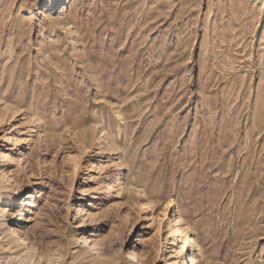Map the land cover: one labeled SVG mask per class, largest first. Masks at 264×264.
Here are the masks:
<instances>
[{"label": "rangeland", "instance_id": "1", "mask_svg": "<svg viewBox=\"0 0 264 264\" xmlns=\"http://www.w3.org/2000/svg\"><path fill=\"white\" fill-rule=\"evenodd\" d=\"M50 2L0 0V237L20 225L61 264H97L94 236L108 264H171L183 216L175 264H264V0Z\"/></svg>", "mask_w": 264, "mask_h": 264}, {"label": "bare ground", "instance_id": "2", "mask_svg": "<svg viewBox=\"0 0 264 264\" xmlns=\"http://www.w3.org/2000/svg\"><path fill=\"white\" fill-rule=\"evenodd\" d=\"M62 2V3H61ZM59 3H61V5L63 3H65V0H51L50 3L47 4V8L46 9H54L56 8ZM59 10V9H57ZM14 110V109H12ZM12 112V111H11ZM23 141V137L16 138V141ZM18 162L21 159V156L18 157H14ZM12 173H10V175L5 178V173L4 172H0V182H3L8 180V178L12 177L11 175ZM14 181V180H13ZM9 186L10 189L13 190L14 194L19 192L18 189V182L16 181L15 184H7L6 187ZM21 189H26V186H22ZM138 193V192H137ZM141 194V193H140ZM140 196V195H139ZM1 198V196H0ZM5 199V198H4ZM14 196H9L8 199L5 201L6 204L4 205H0V218L4 219L6 218V216L9 215H14L13 212H11V204L14 202ZM151 200H141L140 201V207L141 210L146 211L148 209L152 210L153 209V205L151 203ZM22 206H26L28 204L27 198L21 202ZM170 205V202H166L164 203L162 206H160V208H158V215H157V219L159 221V226L161 225V223L163 222V219L165 218V215L168 211V206ZM24 210L23 208L18 209V216L16 219H19L20 215L22 214V211ZM78 213V211H77ZM182 217V218H181ZM179 216V217H175L173 220V223L170 225V227L168 228V235L165 238V241L170 244V245H174L175 242L170 241V238H174V240H178V242H182V245L180 246H176L174 249H172V254H171V264H175L178 263L180 261L179 257L180 254L184 252V250L189 249V247L194 248V245L192 243V234H193V228L187 224V222L185 221L183 216ZM83 220L80 219V222L77 226V228L82 227V223ZM27 233L22 232V228L20 225H17L16 227L12 226L10 227V225L8 226V231L4 236H1V243L3 245V247L6 248L7 250H11L12 248H17V252H12V257L11 260L14 261L15 264H61L60 260L58 259V257L61 256V254L59 252H56L55 250L50 251L51 253H49V255L51 256H57L53 261L50 260V258H46L43 257L42 252L40 253L38 249V247L36 246V243L34 241H30L27 239V236H25ZM74 238V236H72ZM93 242L91 244V240H89V236L87 234H85L84 231L82 232H78L75 234V240L77 242V240H79L80 244L81 243H87V241L89 240L88 243V248H91L93 250H95V253L97 254L96 257H98L99 260L96 261L97 264H108L109 262H116L117 259L114 258H102L103 256L107 255V251L106 253H104L103 249L101 250V240L94 236L92 237ZM112 241V240H111ZM115 242V240L113 241ZM191 244V245H189ZM1 245V246H2ZM51 245V244H50ZM49 249H51L50 247H48ZM110 248V247H109ZM116 248V247H115ZM156 250H160L159 245L156 246ZM4 249V248H3ZM83 250V248H82ZM112 250V249H111ZM12 251V250H11ZM15 251V250H14ZM110 251V250H109ZM108 251V252H109ZM138 251V252H137ZM113 252V250H112ZM111 252V254H112ZM148 249L146 247L143 248H139L137 250V248H132L131 250H129L128 255L130 258L132 259H136L135 262L138 264H153V261L150 260V257H148L147 255ZM47 253V252H46ZM48 254V253H47ZM46 254V255H47ZM56 254V255H55ZM94 254V253H93ZM11 255V253H10ZM158 256V254H157ZM156 257V256H155ZM191 264H196V251L194 250L193 252H191ZM50 260V261H49ZM95 262V261H94ZM129 262V261H128ZM13 263V262H12ZM131 263V262H129ZM167 263V262H165ZM95 264V263H94ZM114 264V263H113ZM116 264V263H115ZM156 264H158V262H156Z\"/></svg>", "mask_w": 264, "mask_h": 264}]
</instances>
